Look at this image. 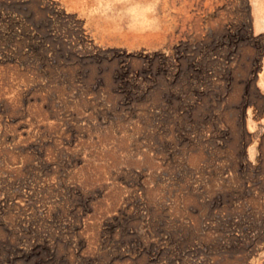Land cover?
<instances>
[{
	"label": "rangeland",
	"instance_id": "1",
	"mask_svg": "<svg viewBox=\"0 0 264 264\" xmlns=\"http://www.w3.org/2000/svg\"><path fill=\"white\" fill-rule=\"evenodd\" d=\"M0 264H264V0H0Z\"/></svg>",
	"mask_w": 264,
	"mask_h": 264
}]
</instances>
